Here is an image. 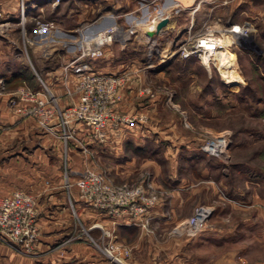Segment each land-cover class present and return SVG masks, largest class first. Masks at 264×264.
Masks as SVG:
<instances>
[{
	"label": "crops",
	"instance_id": "0c3cea01",
	"mask_svg": "<svg viewBox=\"0 0 264 264\" xmlns=\"http://www.w3.org/2000/svg\"><path fill=\"white\" fill-rule=\"evenodd\" d=\"M125 1L127 4L123 8L119 0H104L97 15L81 26L82 29L78 24L66 25L65 18L56 17L55 12L36 28L38 31L35 29L32 41L26 35L25 22L33 18L39 20L43 10L61 6H51L44 0H26L22 3L26 18L21 22L20 1L0 0L13 24L9 36H0V79L5 84L15 83L17 79L28 82L37 79L46 89L53 91L61 106L76 102L79 97L74 88L76 77L70 69L63 70L64 62L82 45V39H90L107 26L117 24L125 37L107 42L102 55L90 58L92 64L89 63L96 71L138 73L137 80L120 87L121 97L117 103L118 110L135 112L133 122L108 123L103 139L93 134L91 125L74 122L75 134L86 147L84 162L78 161L83 153L76 141V144L68 145L49 132L41 133L53 139L58 152L69 157L70 179L78 178L84 166L100 168V159L106 162L108 166L104 169L117 183L128 180L143 166H150L156 177L155 184L166 190V194L143 214H110L65 191L62 173L50 178L49 184L37 193L35 188L17 183L8 172H0V196L19 188L40 196L38 258L17 254L0 242V264L264 263V189L260 187L264 177L261 181L246 177L242 187L237 183L239 162L229 164V173L226 161L218 168L194 155L191 151L197 147L191 144L192 138L186 134L187 124L175 115L163 116L157 106L158 99L144 94V82L140 81L146 71L163 73L164 66L176 56L177 48H174L177 43L166 46L162 45L164 40L185 37L183 35L187 32L195 31L193 27L196 25L199 29H207V20L198 19L195 14L199 8L209 11L236 9L240 2L250 5L253 0ZM162 17L166 19L165 24L155 28ZM129 28L132 31L127 33ZM50 40L61 44L51 47L47 45ZM132 43L138 44L129 49ZM143 43L153 49L141 48ZM113 45H118L115 51L119 54L111 50ZM126 51L132 54L129 61L120 59L111 65V57H119ZM99 58L101 63L95 66ZM39 73L44 74L43 78ZM6 100L0 99V118L11 122L16 117L7 108ZM25 120L32 121L31 118ZM160 144L163 146L159 149ZM159 153L163 154L165 162L159 159ZM76 154L78 156L74 158ZM9 158L11 156L0 159V165L10 167L9 162L13 160ZM164 167L167 172L163 175ZM212 170L218 171L215 177L210 175ZM199 204L207 209V215L201 229L192 234L185 227V220ZM76 211L93 236L104 229L110 234L103 244L113 249L115 256L89 240L67 244L66 238L75 229L73 213Z\"/></svg>",
	"mask_w": 264,
	"mask_h": 264
},
{
	"label": "rangeland",
	"instance_id": "374dc122",
	"mask_svg": "<svg viewBox=\"0 0 264 264\" xmlns=\"http://www.w3.org/2000/svg\"><path fill=\"white\" fill-rule=\"evenodd\" d=\"M19 1L20 5H22L26 0ZM44 1L46 2V0ZM103 1L60 0L55 4L49 3L51 6L61 7L58 9L53 8L52 10L51 8L45 9L40 13L39 20L33 18V20L26 21L24 25L26 35L31 40H34L35 29L55 12L56 17L65 18L64 23L66 25L78 24L80 29H82L87 21H91L94 15H97L98 11L102 8ZM119 2L123 4V8L127 4L125 0H119ZM249 4L246 5V3L240 2L236 9H214L212 11L206 8H199L195 14L198 16V19L204 18L207 20V25H209L207 29H199L198 25H196L197 27H193L195 31L187 32L186 35H183L185 37L172 39V41L171 38H167L162 44L168 46V44L176 42L177 45L174 48L176 49L184 42L187 45L189 43L192 44L193 38L201 35L203 32L211 31L213 35L219 36L222 42H224V46L220 47V49H227L224 69L220 68L217 63L216 65L213 64L211 61L207 64V61L197 54L182 56L179 51H176V56L170 59L164 66L163 73L154 74L146 71L140 80L144 82L143 88H146H142L143 93L148 95V97L158 99L157 106L163 116L175 115V117L182 118L184 124H187L186 134L192 138L191 144L197 147L195 150L193 149L194 152L191 151L194 155H199V158L218 168H220V164L223 161H226L228 164L226 171L229 173H231L229 164L239 162L237 183L242 187H244L243 180L246 177L252 180L257 179L258 181H261V178L264 177V0H253ZM0 13L8 20V14L1 5ZM35 15L37 16L38 14L36 13ZM12 26L11 22L7 27L0 29V36H9ZM241 30L243 32H238ZM186 38H190V40ZM85 41L87 40L82 39V45L86 43ZM27 42L29 43V41ZM59 44H61L59 41H47V45H51V47L58 46ZM66 44L68 45L69 43L67 42ZM82 45L75 49V53L63 64V70L70 69L75 77L77 73L70 68L69 61L78 55ZM133 45L134 43L130 45L129 49ZM147 47L144 43L141 46L144 49ZM63 48L66 47L64 46ZM117 48L118 45H113L111 50L118 52L115 51L118 50ZM148 48L153 49L152 46ZM28 49L30 48L28 47ZM63 51L65 52L66 49H63ZM116 54H119V52ZM131 56L132 54L126 51L119 57H111L110 63L114 65L120 59L127 62L131 59ZM85 60L91 61L88 58ZM90 63L92 64V61ZM99 63H101V58L97 59L94 64L96 66ZM224 72L231 76L228 81L224 76ZM39 75L42 78L44 76L43 73H39ZM128 76L129 79L122 86L128 84L131 80L139 78L137 72H128ZM28 89L38 90L39 92L48 90L53 93L50 89H46L37 79H32L30 82L26 79H17L15 83L11 84H5L0 79V99L7 98L6 106L16 117V120H12L11 122L0 118V159L11 156L9 159L14 162L11 163L10 161V167L8 168L0 165V172H8L10 177L12 175L17 183L33 187L37 190V193L46 184H49L48 180L50 178L57 176L58 173L61 176L62 173V176H65L64 181H62L63 189L72 196L74 194L81 198L78 188L74 183L75 180L69 178L70 169L67 166V161L69 164V157L64 152H58L55 149L56 145L53 139L42 136L41 132L43 130L39 127L36 118L28 116L25 113V108L28 106V103H31V100L26 99L24 92ZM118 90L120 100V87ZM38 94L41 95V93ZM57 105L61 106L60 103ZM119 111L132 115L135 113ZM26 118H31L32 121L30 120L29 122V120H25ZM222 133H227L230 141L225 154L214 155L200 147L203 138L208 135ZM75 141L68 140L66 143L68 145L73 143L74 145L76 144ZM76 142L81 147L79 149L83 153L82 157H78V161L82 160L84 162L85 152L87 151L82 148L81 142ZM161 146L163 145L160 144L158 148ZM77 156V154L74 155V158ZM158 156L160 160L164 159L162 153H159ZM98 163L101 169H107L108 165H106V162L104 163L100 159ZM84 168L86 167L84 166ZM146 171L151 172L154 182H156V177L150 166H143L137 173L135 172V174L129 176L126 181L136 182L140 175ZM166 172L167 169L165 167L162 168L161 173L164 175ZM216 172L218 171L212 170L210 175L215 177L217 175ZM66 179L68 182H73L72 185L66 186ZM260 187L264 189V183L261 182ZM34 196L39 212L38 203L40 202V196ZM76 213L77 211L73 213L75 217V220H73L75 229L66 238L67 244L76 240H89L95 243L96 246L104 247L106 252L111 256H115L113 249L103 244V241L110 234L104 229L101 232L99 231V234H96L97 236H93L87 231L85 220L77 217ZM39 232L40 228L38 225L37 240L30 250L19 248L2 239H0V242L9 246L17 254L37 257L38 249L36 244H38Z\"/></svg>",
	"mask_w": 264,
	"mask_h": 264
},
{
	"label": "built area",
	"instance_id": "2783aa9c",
	"mask_svg": "<svg viewBox=\"0 0 264 264\" xmlns=\"http://www.w3.org/2000/svg\"><path fill=\"white\" fill-rule=\"evenodd\" d=\"M58 1L60 0H46L50 4L58 3ZM25 18L26 8L22 4L20 21L23 22ZM10 23L9 19L6 20L0 13V29L7 27ZM131 31L132 29L129 28L128 32ZM212 33L211 31L203 32L193 38L192 44L187 45L184 42L176 50L182 56L197 54L206 60L207 64L211 61L216 65L213 57L215 52L224 46V42ZM122 34L117 24L107 26L92 38L87 39L78 55L69 61L70 68L77 73L74 88L79 97L76 102L58 106L56 96L48 90L24 91L26 99L31 100L25 108V113L36 118L43 132H49L64 142L68 140L81 142L82 148L86 150L82 140L75 134L74 122L83 121L91 125L93 134L101 139L105 137L108 123L119 125L133 122V115L120 112L116 107L119 100L118 89L129 79L128 71H96L85 60L102 55L103 45L116 37H125V33ZM190 38L186 39L190 40ZM229 142L227 133L208 135L203 138L200 147L211 154L221 155L225 154ZM85 167L74 181L81 200L110 214L119 215L124 212L132 216L143 214L166 194V190L155 184L151 172L146 171L141 174L136 182L117 183L105 169L92 165ZM72 183L67 180L65 185L70 186ZM38 213L35 196L25 190L15 189L5 196H0V239L19 248L30 250L37 240ZM206 215L207 209L201 204L196 205L192 214L185 220L187 230L192 234L199 231L205 222Z\"/></svg>",
	"mask_w": 264,
	"mask_h": 264
},
{
	"label": "bare ground",
	"instance_id": "6f19581e",
	"mask_svg": "<svg viewBox=\"0 0 264 264\" xmlns=\"http://www.w3.org/2000/svg\"><path fill=\"white\" fill-rule=\"evenodd\" d=\"M238 32H243V30L238 31ZM226 50L227 49H219L218 51L215 52V56H214L218 66L220 68H223V69H224V63H225L226 58H227V51ZM223 69H222V71H223ZM224 76L226 77L227 81L231 78L230 74H228L226 72H224Z\"/></svg>",
	"mask_w": 264,
	"mask_h": 264
},
{
	"label": "water",
	"instance_id": "95a60500",
	"mask_svg": "<svg viewBox=\"0 0 264 264\" xmlns=\"http://www.w3.org/2000/svg\"><path fill=\"white\" fill-rule=\"evenodd\" d=\"M165 22H166V19L165 18H160L157 22H156V24H155V28H160L162 25H164L165 24Z\"/></svg>",
	"mask_w": 264,
	"mask_h": 264
}]
</instances>
